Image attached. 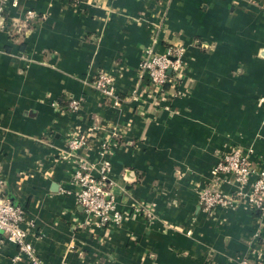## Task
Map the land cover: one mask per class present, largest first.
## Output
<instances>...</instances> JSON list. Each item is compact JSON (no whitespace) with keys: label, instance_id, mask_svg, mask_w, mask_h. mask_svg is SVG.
<instances>
[{"label":"crops","instance_id":"0c3cea01","mask_svg":"<svg viewBox=\"0 0 264 264\" xmlns=\"http://www.w3.org/2000/svg\"><path fill=\"white\" fill-rule=\"evenodd\" d=\"M0 195L20 205L38 264H264L246 197L212 212L198 191L223 152L264 168V0H5ZM27 9L40 18L16 25ZM185 47L183 77L138 78L147 48ZM111 75L119 102L88 82ZM81 97V108L63 106ZM88 136L68 155L74 133ZM109 163L119 223L76 199L78 162ZM254 177V176H252ZM223 189L230 192L231 183ZM0 234V264H33Z\"/></svg>","mask_w":264,"mask_h":264},{"label":"built area","instance_id":"2783aa9c","mask_svg":"<svg viewBox=\"0 0 264 264\" xmlns=\"http://www.w3.org/2000/svg\"><path fill=\"white\" fill-rule=\"evenodd\" d=\"M4 1L0 0V23L4 17ZM39 18V14L34 10L27 9L23 18L15 24L16 28H19L20 24L34 23ZM185 50V47L181 45H168L162 52L155 51L153 46L147 48L138 65V78L163 92L165 84L182 79V58ZM88 85L106 101L113 104L119 102L109 73L98 71L89 80ZM82 100L81 97L69 96L63 108L69 112H76L81 108ZM87 143L88 136L80 132L74 133L67 141L62 158L68 155L78 156V152ZM109 168V163L104 160L98 164L81 160L73 173L78 204L85 212L96 215L102 225L119 223L123 217L121 210L116 206L111 190ZM214 174V178L198 191V202L204 210L212 212L218 206L235 205L241 197L245 196L252 209L264 216V168L256 169L247 154L239 148H234L219 156L214 167ZM224 183H231L233 188L230 192L224 191L222 187ZM25 223L23 208L0 195V234L17 247V253L13 259H19L25 255L32 260L33 264H38L37 258L34 257L33 245L28 239V231L32 226L26 223L30 226L26 227ZM242 264H246L245 261Z\"/></svg>","mask_w":264,"mask_h":264}]
</instances>
